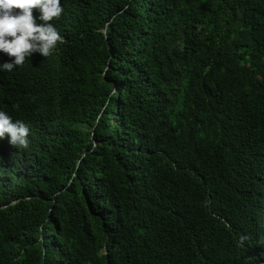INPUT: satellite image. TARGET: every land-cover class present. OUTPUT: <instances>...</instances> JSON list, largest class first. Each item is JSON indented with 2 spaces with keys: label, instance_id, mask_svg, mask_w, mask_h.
<instances>
[{
  "label": "trees",
  "instance_id": "trees-1",
  "mask_svg": "<svg viewBox=\"0 0 264 264\" xmlns=\"http://www.w3.org/2000/svg\"><path fill=\"white\" fill-rule=\"evenodd\" d=\"M61 4L0 69V264H264V0Z\"/></svg>",
  "mask_w": 264,
  "mask_h": 264
},
{
  "label": "clouds",
  "instance_id": "clouds-1",
  "mask_svg": "<svg viewBox=\"0 0 264 264\" xmlns=\"http://www.w3.org/2000/svg\"><path fill=\"white\" fill-rule=\"evenodd\" d=\"M63 11L61 0H0V52L10 61L0 64V69L10 72L23 66L34 53L44 58L53 55L64 37L51 21ZM30 131L25 122L0 110V139L7 136L11 145L27 148Z\"/></svg>",
  "mask_w": 264,
  "mask_h": 264
}]
</instances>
